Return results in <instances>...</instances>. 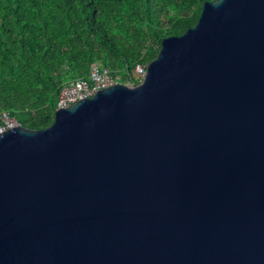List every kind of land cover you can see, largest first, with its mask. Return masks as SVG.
Instances as JSON below:
<instances>
[{"label": "water", "instance_id": "obj_1", "mask_svg": "<svg viewBox=\"0 0 264 264\" xmlns=\"http://www.w3.org/2000/svg\"><path fill=\"white\" fill-rule=\"evenodd\" d=\"M0 264H264V0H209L141 83L0 133Z\"/></svg>", "mask_w": 264, "mask_h": 264}, {"label": "trees", "instance_id": "obj_2", "mask_svg": "<svg viewBox=\"0 0 264 264\" xmlns=\"http://www.w3.org/2000/svg\"><path fill=\"white\" fill-rule=\"evenodd\" d=\"M209 0H0V112L44 128L64 83L93 63L137 84L161 39L195 25Z\"/></svg>", "mask_w": 264, "mask_h": 264}, {"label": "built area", "instance_id": "obj_3", "mask_svg": "<svg viewBox=\"0 0 264 264\" xmlns=\"http://www.w3.org/2000/svg\"><path fill=\"white\" fill-rule=\"evenodd\" d=\"M146 66L147 64L145 63H137L134 66L137 84L143 81L146 75ZM119 82V77L113 76L108 67L102 66L99 63H93L86 77H78L62 85L58 94L56 108L67 107L79 99L92 96L101 88ZM130 83L128 81L125 84L130 85ZM17 125H20L19 122L8 111L3 110L0 112V133Z\"/></svg>", "mask_w": 264, "mask_h": 264}, {"label": "rangeland", "instance_id": "obj_4", "mask_svg": "<svg viewBox=\"0 0 264 264\" xmlns=\"http://www.w3.org/2000/svg\"><path fill=\"white\" fill-rule=\"evenodd\" d=\"M120 83H122V82H120ZM128 85V84H127ZM130 85H132L131 83H130Z\"/></svg>", "mask_w": 264, "mask_h": 264}, {"label": "bare ground", "instance_id": "obj_5", "mask_svg": "<svg viewBox=\"0 0 264 264\" xmlns=\"http://www.w3.org/2000/svg\"><path fill=\"white\" fill-rule=\"evenodd\" d=\"M8 130V129H7Z\"/></svg>", "mask_w": 264, "mask_h": 264}]
</instances>
